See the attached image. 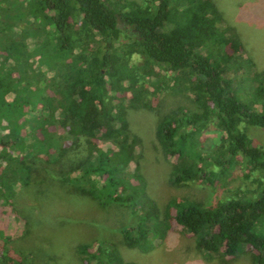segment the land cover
I'll return each mask as SVG.
<instances>
[{"label":"trees","instance_id":"16d2710c","mask_svg":"<svg viewBox=\"0 0 264 264\" xmlns=\"http://www.w3.org/2000/svg\"><path fill=\"white\" fill-rule=\"evenodd\" d=\"M23 54L44 61L54 76L43 82L37 113L46 112L44 124L63 128L68 141L51 144L44 162L58 165L57 177L72 194L136 216L120 231L126 247L149 252L174 224L206 258L249 250L252 264H264V146L246 130H264V71L245 55L214 0H0V56L14 64ZM165 84L198 108L176 109L156 125L162 154L173 160L169 184L215 187L244 162L257 185L251 195L213 205L172 198L162 217L146 194L142 142L127 112L152 109L150 99ZM26 157L0 153V199L11 202L13 186L30 183ZM1 160L15 161L16 169L2 175ZM77 254L82 264H137L106 241L80 244ZM0 264L34 261L29 252L5 249Z\"/></svg>","mask_w":264,"mask_h":264},{"label":"rangeland","instance_id":"374dc122","mask_svg":"<svg viewBox=\"0 0 264 264\" xmlns=\"http://www.w3.org/2000/svg\"><path fill=\"white\" fill-rule=\"evenodd\" d=\"M214 2L226 24L238 33L245 55L258 71H264V0ZM20 25L26 26L24 21ZM131 62L140 63V59L133 57ZM170 77L171 73L167 72L162 79L166 83ZM48 78L54 76L48 72L45 62H38L36 57L23 54L13 64L0 56V82L8 81L0 88V153L7 154L11 160L27 155L26 163L32 168L27 186H13L11 202L0 199V254L7 249L13 253H31L34 264H82L78 245L106 241L117 245L125 261L137 264H252L249 250L233 258L204 257L196 250L193 236L174 224L166 238L149 252L126 247L120 231L134 225L136 216L126 207L115 204L101 207L96 201L72 194L57 177L58 165L44 162L54 150L50 149L51 144H68L64 129L56 124H44L47 113L41 116L37 113L41 107L37 97ZM150 100L152 109H130L127 120L130 130L142 142L139 163L146 180V194L156 203L162 217L172 198L213 205L220 200L251 195L257 185L241 161L215 187L171 186L169 174L173 160L162 154L155 137L156 125L160 118L176 109L196 112L198 108L189 95L166 84L156 99ZM211 130L205 134L207 145L214 137ZM246 130L255 144L264 146V130L256 127H246ZM62 163L66 168V155ZM12 169H16L15 161L1 160L2 175H10Z\"/></svg>","mask_w":264,"mask_h":264}]
</instances>
